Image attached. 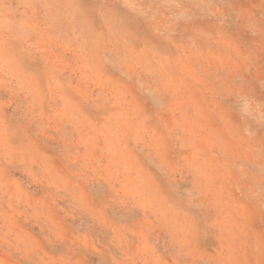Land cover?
I'll use <instances>...</instances> for the list:
<instances>
[{
	"label": "rangeland",
	"instance_id": "rangeland-1",
	"mask_svg": "<svg viewBox=\"0 0 264 264\" xmlns=\"http://www.w3.org/2000/svg\"><path fill=\"white\" fill-rule=\"evenodd\" d=\"M0 264H264V0H0Z\"/></svg>",
	"mask_w": 264,
	"mask_h": 264
}]
</instances>
